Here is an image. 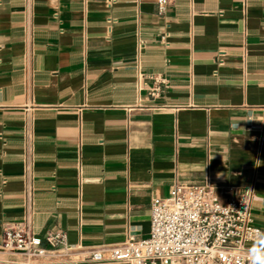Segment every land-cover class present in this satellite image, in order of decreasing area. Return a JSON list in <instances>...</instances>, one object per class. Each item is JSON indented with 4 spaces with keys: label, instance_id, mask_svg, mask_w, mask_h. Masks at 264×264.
<instances>
[{
    "label": "crops",
    "instance_id": "0c3cea01",
    "mask_svg": "<svg viewBox=\"0 0 264 264\" xmlns=\"http://www.w3.org/2000/svg\"><path fill=\"white\" fill-rule=\"evenodd\" d=\"M204 181L264 228V0H0V244L63 231L27 264H84Z\"/></svg>",
    "mask_w": 264,
    "mask_h": 264
},
{
    "label": "built area",
    "instance_id": "2783aa9c",
    "mask_svg": "<svg viewBox=\"0 0 264 264\" xmlns=\"http://www.w3.org/2000/svg\"><path fill=\"white\" fill-rule=\"evenodd\" d=\"M167 3L156 0L159 16L164 15ZM254 196L251 186L236 189L208 181L175 183L166 197L151 199L146 237L130 236L115 245L93 247L82 263L247 264V249L254 236L264 232L251 215ZM0 248L22 255L24 261L17 264L72 249L63 231H46L39 237L28 229L5 230Z\"/></svg>",
    "mask_w": 264,
    "mask_h": 264
},
{
    "label": "clouds",
    "instance_id": "9594fccd",
    "mask_svg": "<svg viewBox=\"0 0 264 264\" xmlns=\"http://www.w3.org/2000/svg\"><path fill=\"white\" fill-rule=\"evenodd\" d=\"M247 264H264V232L254 236L251 247L247 249Z\"/></svg>",
    "mask_w": 264,
    "mask_h": 264
}]
</instances>
